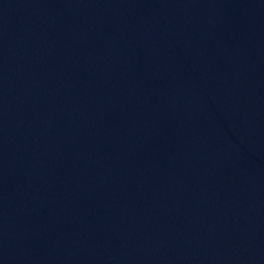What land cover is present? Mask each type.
Instances as JSON below:
<instances>
[{"label": "water", "instance_id": "obj_1", "mask_svg": "<svg viewBox=\"0 0 264 264\" xmlns=\"http://www.w3.org/2000/svg\"><path fill=\"white\" fill-rule=\"evenodd\" d=\"M0 264H264V0H0Z\"/></svg>", "mask_w": 264, "mask_h": 264}]
</instances>
